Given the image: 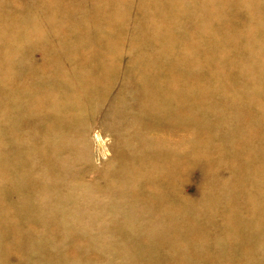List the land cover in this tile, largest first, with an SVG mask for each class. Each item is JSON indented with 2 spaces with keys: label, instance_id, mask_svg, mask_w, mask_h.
Masks as SVG:
<instances>
[{
  "label": "rangeland",
  "instance_id": "1",
  "mask_svg": "<svg viewBox=\"0 0 264 264\" xmlns=\"http://www.w3.org/2000/svg\"><path fill=\"white\" fill-rule=\"evenodd\" d=\"M0 264H264V0H0Z\"/></svg>",
  "mask_w": 264,
  "mask_h": 264
},
{
  "label": "bare ground",
  "instance_id": "2",
  "mask_svg": "<svg viewBox=\"0 0 264 264\" xmlns=\"http://www.w3.org/2000/svg\"><path fill=\"white\" fill-rule=\"evenodd\" d=\"M185 258V257H184ZM209 258V257H208ZM213 261V260H212ZM191 263V262H190Z\"/></svg>",
  "mask_w": 264,
  "mask_h": 264
}]
</instances>
